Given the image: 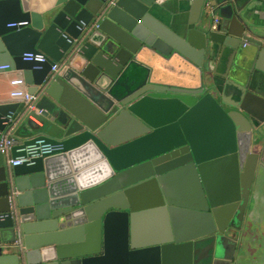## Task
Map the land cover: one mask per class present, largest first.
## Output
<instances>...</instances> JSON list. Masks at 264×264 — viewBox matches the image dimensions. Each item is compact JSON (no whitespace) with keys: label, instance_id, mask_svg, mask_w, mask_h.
Returning <instances> with one entry per match:
<instances>
[{"label":"water","instance_id":"obj_1","mask_svg":"<svg viewBox=\"0 0 264 264\" xmlns=\"http://www.w3.org/2000/svg\"><path fill=\"white\" fill-rule=\"evenodd\" d=\"M170 1L0 0V73L13 72L0 137L62 146L32 166L0 154V264H236L264 138V33L254 0H189L187 21ZM142 52L180 58L199 85L152 83ZM155 210L164 233L137 242L134 219Z\"/></svg>","mask_w":264,"mask_h":264},{"label":"crops","instance_id":"obj_2","mask_svg":"<svg viewBox=\"0 0 264 264\" xmlns=\"http://www.w3.org/2000/svg\"><path fill=\"white\" fill-rule=\"evenodd\" d=\"M171 10H177L179 16L187 21L190 16L191 2L189 0H171ZM250 20L258 27H261L264 33V0H254L248 6ZM220 18L218 13L213 18ZM160 19V18H159ZM166 25L169 19L161 18ZM255 49L244 47L242 53L249 56L253 55ZM139 65V75H144L146 69L149 70V79L154 84L177 86L182 88H191L199 85L198 79L192 80L191 77L182 75V72L195 73L189 65L180 58L173 57L169 62L164 61L155 54L142 52L137 56ZM260 68L264 69V60L260 63ZM4 72L0 73V99L7 98L10 91L9 81L11 75ZM247 73L240 71L233 79L239 83L246 82ZM227 101L230 98H226ZM232 101V100H231ZM264 131V126H263ZM255 149L261 153V161L258 164L253 183L250 190L248 205V231L243 238V250L236 256V264H264V138L256 142ZM8 164V163H7ZM127 202L119 203V207L125 208ZM127 212V210H123ZM165 229V217L161 211H152L150 213H141L134 219L133 231L135 239L139 243L154 242L161 238Z\"/></svg>","mask_w":264,"mask_h":264},{"label":"built area","instance_id":"obj_3","mask_svg":"<svg viewBox=\"0 0 264 264\" xmlns=\"http://www.w3.org/2000/svg\"><path fill=\"white\" fill-rule=\"evenodd\" d=\"M218 24V18H213L211 28L215 29ZM24 61H34L37 63H45L46 58L40 53H28L23 56ZM8 66H2L1 69H7ZM35 69H40L35 67ZM59 69V64L56 63L51 67V73H56ZM22 84L21 80H15L12 85L18 86ZM22 92L17 91L12 93V96H21ZM24 110L23 115L28 117L30 121L36 125H40L39 122L31 115V112L36 110L37 96L24 93ZM16 138L14 131L11 129L0 137V154L4 155L7 159V163L10 167H17L21 165L32 166L39 158L54 154L61 151L62 146L58 143H53L43 138L35 139L29 144H15Z\"/></svg>","mask_w":264,"mask_h":264},{"label":"flooded vegetation","instance_id":"obj_4","mask_svg":"<svg viewBox=\"0 0 264 264\" xmlns=\"http://www.w3.org/2000/svg\"><path fill=\"white\" fill-rule=\"evenodd\" d=\"M217 18H218V17H217ZM211 19H212V18H211ZM212 21H213V20H212ZM212 21H211V23H212ZM220 23H221V19L218 18V24H217V26H218ZM256 142H257V141H253V144H252V151L255 152V153H257V154H259V156L261 157V153H260V152H257L256 149H255ZM249 198H250V197H249Z\"/></svg>","mask_w":264,"mask_h":264}]
</instances>
